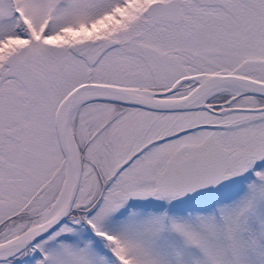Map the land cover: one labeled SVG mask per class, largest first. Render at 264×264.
<instances>
[{"label":"snow or ice","instance_id":"6c2138e0","mask_svg":"<svg viewBox=\"0 0 264 264\" xmlns=\"http://www.w3.org/2000/svg\"><path fill=\"white\" fill-rule=\"evenodd\" d=\"M0 264H264V0H0Z\"/></svg>","mask_w":264,"mask_h":264}]
</instances>
